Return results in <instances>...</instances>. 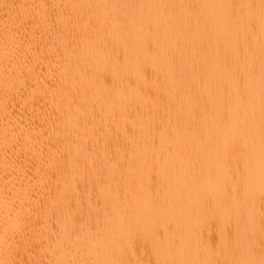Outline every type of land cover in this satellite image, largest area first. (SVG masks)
<instances>
[{
  "label": "bare ground",
  "instance_id": "1",
  "mask_svg": "<svg viewBox=\"0 0 264 264\" xmlns=\"http://www.w3.org/2000/svg\"><path fill=\"white\" fill-rule=\"evenodd\" d=\"M0 264H264V0H0Z\"/></svg>",
  "mask_w": 264,
  "mask_h": 264
}]
</instances>
